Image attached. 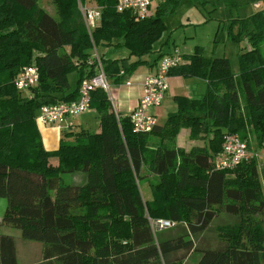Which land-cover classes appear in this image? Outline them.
Segmentation results:
<instances>
[{
	"label": "trees",
	"instance_id": "16d2710c",
	"mask_svg": "<svg viewBox=\"0 0 264 264\" xmlns=\"http://www.w3.org/2000/svg\"><path fill=\"white\" fill-rule=\"evenodd\" d=\"M84 1L53 0V18L37 0H0V198L6 202L0 225L41 244L37 264H182L190 253L197 254L195 264H264V165L260 175L253 156L230 171L211 166L225 134H235L247 148L250 135L258 147L264 140L263 0L223 1L229 12L257 5L246 17L227 19L226 38L248 44L236 55V74L227 59L205 58L193 47L167 76L200 80L204 92L173 96L176 110L161 125L134 133L128 117L114 114L105 92L95 89L89 110L97 115L98 131L59 127L57 147L48 151L36 123L39 108L75 101L81 81L95 74L88 63L93 54L108 84L124 85L146 64L141 58L165 30L162 18L179 2L159 0L140 20L116 12L115 0H94L98 22L88 31L78 10ZM97 45L121 46L127 56L103 59L93 51ZM31 65L37 84L21 97L13 79ZM180 129L202 145L170 147ZM142 166L153 177L148 201L137 188ZM77 173L83 174L80 182L61 181ZM219 214L232 224L216 229L217 247L198 248L201 233ZM160 220L181 232L155 239L150 224ZM0 264H17L9 236L0 235Z\"/></svg>",
	"mask_w": 264,
	"mask_h": 264
},
{
	"label": "rangeland",
	"instance_id": "374dc122",
	"mask_svg": "<svg viewBox=\"0 0 264 264\" xmlns=\"http://www.w3.org/2000/svg\"><path fill=\"white\" fill-rule=\"evenodd\" d=\"M158 1L159 0H156V3ZM223 1L224 0H179L178 6L174 13L165 15L162 18V23L165 27V30L160 38L152 45V52L141 58V60H143L146 64L139 65L132 75L135 73L139 76L144 75L148 69L152 68L148 65L152 63L159 53L167 54L172 52L173 49H176L181 54H190L193 47H200L202 50V56L205 58L223 57L227 59L230 65L231 73L236 74L238 70L236 55L239 52L244 51L245 48L247 49L248 44L245 40L232 42L226 38V30L228 26L227 19L236 16L246 17L248 15L243 13L244 7L230 12L227 11L223 7ZM52 2L53 0H37V6L48 15L55 18L56 13ZM259 4L260 9H264V0ZM86 5L93 7L95 2L94 0H88ZM253 6L254 5L248 6L249 9H251V14L256 10ZM91 29H88V31H91ZM165 41H167V44L165 43L166 45L163 44ZM159 46H161V51L158 53L157 49ZM260 47L264 53V42L260 45ZM93 51H95V53L103 59H121L127 56V51L121 46L97 45L94 47ZM134 60V57L129 58V62ZM73 79L74 75L70 74L68 76L70 88L72 87ZM172 86L176 87L177 89V91H173L172 94H179L178 96H183V94L189 95L194 90V95H192L190 98H198L205 89L203 82L196 79H178L172 81ZM29 90L22 91L20 96L26 97L29 93ZM163 99L159 108L153 107L149 110L150 114L155 116L156 114H154L152 110L155 111L157 109V115L155 117L156 123L158 125L163 123L167 114L176 110V106L171 102V99ZM241 99L242 97H240V100ZM36 123L37 125L39 124L38 122ZM65 124L66 123H61L60 125L63 126ZM70 124L72 126L80 125L81 127H74L75 131L72 132H76L78 129H83L89 133H95L98 131L97 115L92 110H88L84 113V115L82 114V116H77L71 119ZM248 144L247 150L250 154V157L253 156L257 172L259 174L261 167L264 165V140L261 146L258 147L256 146L252 135H250ZM201 145L202 142L200 140L193 141L187 138V129H180L176 137L169 143L170 147H178L182 148L183 150H188L193 146ZM249 159L250 158H248L245 162H248ZM50 162H55V160L51 158ZM140 175L143 176V178H141L139 184L137 183V188L142 200L148 201L151 199V192L147 183L152 181L153 177L145 166H142ZM81 177H83V174H66L61 176V181L66 184H72V180L74 182H80ZM259 180L260 184H262L261 176L259 177ZM5 204V200L0 198V220L5 209ZM232 221L233 220L231 217L224 214H219V216L215 217L211 221L206 230L201 233L198 241L196 242L197 247H217L219 245V235L218 232H216V229L219 226H229L232 224ZM150 225L151 229L154 231L155 239H157L160 234H163V237L168 238L172 236L174 237L175 235L177 237L182 230L180 227H166L158 229L156 224L151 223ZM0 235L9 236L12 238L16 250L17 264H36L41 260L40 243L24 241L20 238L18 230L2 225H0ZM196 260L197 254L190 253L182 260V264H195Z\"/></svg>",
	"mask_w": 264,
	"mask_h": 264
},
{
	"label": "built area",
	"instance_id": "2783aa9c",
	"mask_svg": "<svg viewBox=\"0 0 264 264\" xmlns=\"http://www.w3.org/2000/svg\"><path fill=\"white\" fill-rule=\"evenodd\" d=\"M85 0L82 5L78 3V10L84 21L86 29L93 28L98 22L99 10L96 6L86 5ZM156 6V0H115L114 8L118 13L128 11L136 19H143L150 16ZM89 64H93L95 74L91 78L83 79L78 87V96L75 101L59 103L39 108L36 122L40 126H56L63 122L84 114L89 110V96L95 89L105 92L110 104L113 103L111 88L102 72L98 57L93 56L88 59ZM181 54L176 49L164 54L155 67L153 73L145 76L140 87V96L136 105L127 115L134 133L150 132L156 125V117L151 115L149 110L158 107L167 91V72L169 69L182 64ZM38 72L34 65L21 68L13 79V86L16 91H27L37 84ZM125 86L129 81L124 82ZM70 127V124L66 128ZM65 128V129H66ZM246 143L241 141L235 134H225L218 154L212 157L211 166L214 171H230L235 169L240 163L250 158ZM158 229L172 227L174 223L169 221H157Z\"/></svg>",
	"mask_w": 264,
	"mask_h": 264
},
{
	"label": "crops",
	"instance_id": "0c3cea01",
	"mask_svg": "<svg viewBox=\"0 0 264 264\" xmlns=\"http://www.w3.org/2000/svg\"><path fill=\"white\" fill-rule=\"evenodd\" d=\"M248 6L244 7L243 13L245 15L251 14V9H249ZM253 7L257 8V6H253ZM164 43L167 44V41H165ZM166 44H164V45H166ZM158 50H159V52L161 51V46H159V48L157 49V52H158ZM181 55H185V54H181ZM112 59H120V58H112ZM154 70H155V66L153 65L152 68L148 69V71L142 76H139L136 73L134 75H131L129 78H127L129 81L128 86H125L123 84L120 86H117V87L111 86V92L110 93L113 97V103L111 104V107H112L114 114H117L119 116H127L128 115L129 111L131 109H133V107L136 105V103L139 99L140 87H141V83H142L143 78L146 75L153 73ZM178 79H181V78H179V77H168L167 78L168 88H167V91H166V94H165L163 100L171 99L173 96L179 95V94H172L173 91H177L176 87L172 86V81H175ZM203 84H204V82H203ZM193 91L191 92V94H189V95L183 94V96L190 98L192 95H194ZM157 108H159V106ZM156 110L155 111L152 110V112L157 115ZM80 116H82V115H80ZM63 123H65V122H63ZM69 124H70V121L66 122V124L63 126L59 125V127L68 126ZM74 127L81 128L80 125L72 126L70 124V127L68 129H70V131H75ZM38 131H39V134L41 136V141H42V145H43L44 149L49 151V150H53L57 147V143H58V140L60 138L59 128H57L56 126H50V127L38 126ZM37 263H40V261Z\"/></svg>",
	"mask_w": 264,
	"mask_h": 264
},
{
	"label": "water",
	"instance_id": "95a60500",
	"mask_svg": "<svg viewBox=\"0 0 264 264\" xmlns=\"http://www.w3.org/2000/svg\"><path fill=\"white\" fill-rule=\"evenodd\" d=\"M257 6V5H256Z\"/></svg>",
	"mask_w": 264,
	"mask_h": 264
}]
</instances>
